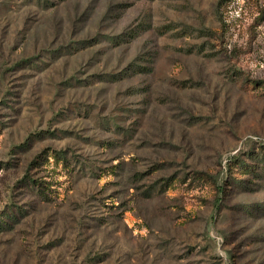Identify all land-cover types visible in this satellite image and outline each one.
Instances as JSON below:
<instances>
[{"label":"rangeland","instance_id":"rangeland-1","mask_svg":"<svg viewBox=\"0 0 264 264\" xmlns=\"http://www.w3.org/2000/svg\"><path fill=\"white\" fill-rule=\"evenodd\" d=\"M0 264H264V0H0Z\"/></svg>","mask_w":264,"mask_h":264}]
</instances>
